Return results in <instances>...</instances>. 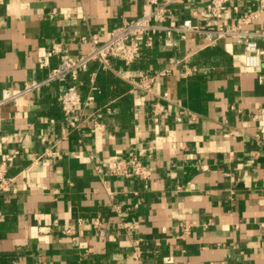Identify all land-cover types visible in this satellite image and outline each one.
Instances as JSON below:
<instances>
[{
  "label": "crops",
  "instance_id": "obj_1",
  "mask_svg": "<svg viewBox=\"0 0 264 264\" xmlns=\"http://www.w3.org/2000/svg\"><path fill=\"white\" fill-rule=\"evenodd\" d=\"M143 1L0 0V98L78 57L81 37L139 17ZM158 1H169L166 23L211 24L194 14L208 0ZM262 3L230 0L223 19ZM247 29L263 31L264 11ZM169 42L158 34L130 66L75 73L82 103L68 119L57 83L2 106L0 161L13 158L0 264H264V65L246 68L228 38ZM258 47L264 54V38ZM91 73L97 91L85 105ZM140 74L154 76L147 90L129 83ZM132 156L149 180L109 175Z\"/></svg>",
  "mask_w": 264,
  "mask_h": 264
},
{
  "label": "built area",
  "instance_id": "obj_2",
  "mask_svg": "<svg viewBox=\"0 0 264 264\" xmlns=\"http://www.w3.org/2000/svg\"><path fill=\"white\" fill-rule=\"evenodd\" d=\"M230 0H208L203 9L197 10L194 14L211 22L206 27L194 25L190 19H185L181 23L174 21L165 22V12L168 2L158 0H144L142 14L132 20L112 28L105 35L91 34L81 37V42L86 44V49L76 58L67 55L63 56L58 65L52 68L42 80L28 81L20 89H5L1 93L0 111L5 103L16 100L18 97L28 93H38L42 87L51 83L60 85V93L57 102L62 115L68 119L82 103L80 93L76 86L69 82L77 72H86L94 65L97 70L113 71L112 62L119 61L124 66L134 64L144 49H151L156 35L164 34L166 42L170 44L173 34H178L184 38L187 34L193 33L205 41V46H211L221 39H231L242 48L244 66L246 68L258 69L264 65V54L260 53L258 39L264 38L262 32L247 29V26L256 19L259 12L264 11V3L257 10H248L233 21L226 23L223 19L228 2ZM54 53H59L58 49H53ZM42 66V65H40ZM115 71V70H114ZM115 73L119 74L118 71ZM168 70L159 74L165 75ZM90 93L85 102L89 105L94 101L93 92L95 87V73H91ZM154 76L140 74L138 80L129 82L133 88L147 90ZM108 112L109 109H106ZM99 113L94 118L98 119ZM94 119L95 121H97ZM44 155L48 157H58L57 150H48ZM13 156L0 161V194L9 191L12 179L6 177V168ZM109 175L121 178L137 177L147 181L150 177L149 168L145 167L135 157L119 159L110 167ZM133 256L139 258V243L133 247Z\"/></svg>",
  "mask_w": 264,
  "mask_h": 264
}]
</instances>
